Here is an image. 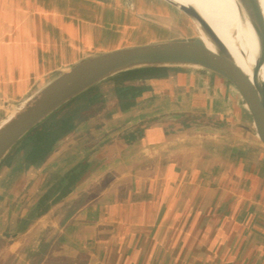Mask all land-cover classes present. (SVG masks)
<instances>
[{"label":"crops","instance_id":"1","mask_svg":"<svg viewBox=\"0 0 264 264\" xmlns=\"http://www.w3.org/2000/svg\"><path fill=\"white\" fill-rule=\"evenodd\" d=\"M157 2L160 13L183 18ZM3 7L12 8L16 17L10 20ZM37 7L43 8L35 1L21 5L0 0V98L25 99L47 72L65 70L90 56L192 37L153 32L145 42L107 40L95 46L94 24L72 25L56 20L52 11L37 12ZM27 8L34 10L27 13ZM130 23L124 39L132 38ZM53 63L58 66L52 68ZM114 85L134 100L46 160L43 155L29 158L28 166L0 181V264H264V149L259 144L239 136H168L161 130L132 144L116 138L128 125L164 113L231 116L236 108L231 88L189 70L154 72ZM88 138L91 143L76 153L75 163L54 177L51 171L61 154ZM109 138L112 142L101 151L114 157L47 212L46 228L35 235L40 227L35 218L23 235L13 238L55 184Z\"/></svg>","mask_w":264,"mask_h":264},{"label":"water","instance_id":"2","mask_svg":"<svg viewBox=\"0 0 264 264\" xmlns=\"http://www.w3.org/2000/svg\"><path fill=\"white\" fill-rule=\"evenodd\" d=\"M162 1L190 22L195 35L100 53L46 79L12 111L11 117L8 116L0 124V181L11 177L13 170L19 166H28L36 136L52 125L71 104L83 98L88 101L83 108L67 115L66 128L48 146L42 156L43 161L66 142L102 126L108 115L120 112L121 106L134 100L131 94H120L123 89L119 90L121 88L114 85L116 81L161 71H196L221 81L234 93L236 108H233V114L225 116L199 111L159 114L121 129L117 139L132 144L141 141L149 131L161 130L168 136H239L254 141L264 149V78L260 77V69L264 67V11L261 1L234 0L239 9L238 17L248 22L254 36L250 75L236 64L225 45L193 6ZM89 94L92 95L87 97ZM112 140L107 139L81 158L37 203L12 237L23 235L35 218L40 222L35 235L43 231L47 224V212L70 196L100 164L114 157V153L107 156L105 150L101 151Z\"/></svg>","mask_w":264,"mask_h":264},{"label":"rangeland","instance_id":"3","mask_svg":"<svg viewBox=\"0 0 264 264\" xmlns=\"http://www.w3.org/2000/svg\"><path fill=\"white\" fill-rule=\"evenodd\" d=\"M14 3H19L22 5L24 1H35L39 6H43L42 9L36 8L37 12L39 10H49L55 13L57 18H62L64 22H70L72 25H77L80 23H85L88 26L93 24L96 26L94 28V33L91 34L93 45L98 43H105L107 40L123 43H137L145 42L148 34H157L163 37L170 36H182V35H195L193 26L188 22L183 16V18L177 17H167L166 15L160 13L159 7H157V0H10ZM4 4V3H3ZM2 4V5H3ZM5 6V5H4ZM4 8V7H3ZM6 15L12 20L13 15L16 17V12L12 8H4ZM27 13L29 10L34 9H23ZM124 10L133 13L141 14L140 17L137 16H127L124 14ZM14 11V12H13ZM5 15V14H4ZM5 16V18L7 17ZM54 19V20H55ZM132 21V38L124 39L123 35L126 37L129 35L127 32L128 28L130 30V22ZM56 22V21H55ZM58 23V22H56ZM127 28V29H126ZM154 32V33H153ZM54 38L57 36L53 33ZM90 38V39H91ZM62 60V59H61ZM52 68H56L58 64L53 63ZM56 71L47 72L44 76L35 82L34 88L32 87L30 91L35 90L39 83L45 81ZM89 94L87 97H90ZM86 97V98H87ZM23 98H0V124L5 118H7L10 113L21 104ZM98 100V99H97ZM88 104L87 99L83 98L75 103L71 104L64 112L72 113L75 110L83 108ZM158 106V105H157ZM152 107V106H151ZM153 108H156L155 106ZM146 110L145 108H141ZM120 121V120H119ZM119 121L116 126H118ZM114 126V125H111ZM101 135V134H99ZM98 135V136H99ZM91 143V139L80 141L76 144H72L65 152L61 154L58 160V165L51 171L54 177L59 178L63 175L67 169V164H74L77 152H82V148ZM80 154V153H79ZM48 174H43V177H47ZM44 179V178H43ZM42 180V179H41ZM39 182V181H38ZM31 192L26 197V204L31 200ZM24 206V205H23ZM22 206V208H23ZM25 208V207H24ZM10 225V224H9Z\"/></svg>","mask_w":264,"mask_h":264},{"label":"bare ground","instance_id":"4","mask_svg":"<svg viewBox=\"0 0 264 264\" xmlns=\"http://www.w3.org/2000/svg\"><path fill=\"white\" fill-rule=\"evenodd\" d=\"M177 4L191 5L212 28L236 64L248 75L253 65L254 36L248 22L238 17L234 0H171ZM264 11V0H260ZM206 45L210 47L208 43ZM264 78V67L260 69ZM12 112L9 117H11Z\"/></svg>","mask_w":264,"mask_h":264},{"label":"trees","instance_id":"5","mask_svg":"<svg viewBox=\"0 0 264 264\" xmlns=\"http://www.w3.org/2000/svg\"><path fill=\"white\" fill-rule=\"evenodd\" d=\"M68 114L69 112H63L52 125L36 136L33 150L29 153V158L35 160L47 151L48 146L66 128L65 122ZM73 179H71L70 183L73 182Z\"/></svg>","mask_w":264,"mask_h":264}]
</instances>
